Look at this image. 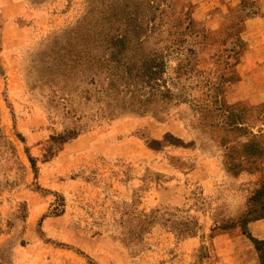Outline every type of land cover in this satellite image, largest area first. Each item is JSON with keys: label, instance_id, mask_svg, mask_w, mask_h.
<instances>
[{"label": "rangeland", "instance_id": "374dc122", "mask_svg": "<svg viewBox=\"0 0 264 264\" xmlns=\"http://www.w3.org/2000/svg\"><path fill=\"white\" fill-rule=\"evenodd\" d=\"M187 16L234 27L243 43L227 48L241 51L227 86L183 77L163 102L135 64ZM261 19L264 0H0V136L17 151L0 139V264H252L226 242L258 214L264 159L225 167L215 98L264 109ZM122 35L134 41L117 63L108 42ZM225 49L202 55L212 82Z\"/></svg>", "mask_w": 264, "mask_h": 264}, {"label": "trees", "instance_id": "16d2710c", "mask_svg": "<svg viewBox=\"0 0 264 264\" xmlns=\"http://www.w3.org/2000/svg\"><path fill=\"white\" fill-rule=\"evenodd\" d=\"M186 21L188 25L185 33L180 30L182 25H177L174 33L168 32V36L164 40L161 38L160 42L157 43V46L160 45L159 49L154 50L146 56L138 57L137 64H135V67H137L135 73L136 80L138 79L140 85L145 86V89L152 98L160 94L163 102L170 99L168 94L163 93L167 89L165 86H169L168 83L170 81H177L183 77H188L187 79L190 80L193 76H202L208 79V86H227L231 80L226 78L225 71H229L234 66L231 63V59L237 58V55L241 51V44L243 43L241 35L238 34V31L234 27H230L227 31L216 33L208 30L206 27L200 26L189 16H187ZM147 26L149 31L151 29L150 33H153L154 25L152 26L150 23ZM139 29L140 27L137 30ZM145 33L146 30L143 31V34ZM185 36H190L191 40L187 42L184 40ZM232 38L235 40L236 46L240 48L239 50H228L227 43ZM133 41H129L123 35L112 38L108 42V50L112 52L110 60L120 63L121 60L116 58V56H123L122 60L126 59V52L132 50L131 44ZM142 41H138V45L143 44ZM211 48H216L217 51L226 48L225 50L231 53L224 58V73L219 75L215 82L210 80L213 75L211 69H205L202 66V61L204 60L202 55L211 51ZM219 58L223 59V56ZM128 71L126 75L132 73V70ZM215 101L217 105L219 104V108H222V111L225 112L226 110L228 113L225 119L229 121V124L226 127L224 126V128H218L224 134L220 145L224 149L225 167L236 177L243 173L258 172L260 167L257 162H262L264 159V131L259 130L255 134L252 125H257L259 122H263L262 124L264 125V109L260 110V108L256 107H229L222 102L223 99L219 103L217 98H215ZM0 139H2V145L6 144V146L10 147L12 154H16V148L8 137L3 135L0 136ZM30 163L37 178V166L31 158ZM262 164H264V161ZM248 165L256 166L251 168ZM253 203L255 206L257 205L254 212L258 214L250 219L246 218L243 224L241 223L244 226V231L241 234L251 243L257 253L258 264H264V241L253 238L247 231L249 223L264 219V182L257 191Z\"/></svg>", "mask_w": 264, "mask_h": 264}, {"label": "crops", "instance_id": "0c3cea01", "mask_svg": "<svg viewBox=\"0 0 264 264\" xmlns=\"http://www.w3.org/2000/svg\"><path fill=\"white\" fill-rule=\"evenodd\" d=\"M261 22L264 23V19H261ZM248 233L255 239H258L260 241H264V219L253 221L248 224L247 226ZM223 237H221L222 240ZM237 239V240H235ZM235 241H238L237 243H234ZM229 244L231 249H237L239 248L237 252L240 253L237 257V259H242V256L248 257L249 262L251 261L252 264H256L258 261L257 253L255 252L254 248L252 247L251 243L241 234L238 238H230L227 240L226 244ZM225 244V245H226ZM227 244V246H228ZM241 251V252H240ZM236 261L238 262V260ZM243 264V263H240Z\"/></svg>", "mask_w": 264, "mask_h": 264}]
</instances>
